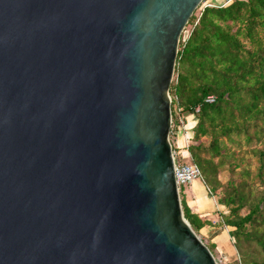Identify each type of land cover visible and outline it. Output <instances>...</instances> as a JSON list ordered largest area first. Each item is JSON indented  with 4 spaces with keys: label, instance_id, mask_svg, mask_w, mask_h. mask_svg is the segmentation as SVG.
Masks as SVG:
<instances>
[{
    "label": "water",
    "instance_id": "obj_1",
    "mask_svg": "<svg viewBox=\"0 0 264 264\" xmlns=\"http://www.w3.org/2000/svg\"><path fill=\"white\" fill-rule=\"evenodd\" d=\"M202 0H0V264H217L169 129Z\"/></svg>",
    "mask_w": 264,
    "mask_h": 264
},
{
    "label": "trees",
    "instance_id": "obj_2",
    "mask_svg": "<svg viewBox=\"0 0 264 264\" xmlns=\"http://www.w3.org/2000/svg\"><path fill=\"white\" fill-rule=\"evenodd\" d=\"M187 24L186 37L178 40L168 89L172 132L179 133L188 117L194 118L185 149L199 167L207 193L225 207L215 223L231 227L228 234L237 264H264V144L252 149L255 181H246L244 169L235 181L223 182L218 176L223 159H241L236 155L240 136L245 144L252 140L248 126L253 127L255 140L264 131V0L203 6ZM208 94L214 96L210 103L203 101ZM171 147L177 149L173 143ZM180 204L196 234L211 224L191 213L182 198ZM204 243L212 253L213 243Z\"/></svg>",
    "mask_w": 264,
    "mask_h": 264
},
{
    "label": "crops",
    "instance_id": "obj_3",
    "mask_svg": "<svg viewBox=\"0 0 264 264\" xmlns=\"http://www.w3.org/2000/svg\"><path fill=\"white\" fill-rule=\"evenodd\" d=\"M191 123L192 120L190 121L188 117L187 127H185L183 135L180 134V136H176L174 140L177 152L181 158L184 156L182 151H180L184 148V141L185 139L188 140L192 135V130L189 128ZM186 153L189 158L187 150ZM182 199L191 213H195L201 219H206L211 223L210 225H204L198 229L197 233L199 237L204 242L213 243L217 256L224 260L234 259L236 251L228 234V230L231 229V227L221 226L215 223L219 220L218 212L224 211V206L218 204L214 196L206 192V188L202 181H197V179L186 186Z\"/></svg>",
    "mask_w": 264,
    "mask_h": 264
},
{
    "label": "rangeland",
    "instance_id": "obj_4",
    "mask_svg": "<svg viewBox=\"0 0 264 264\" xmlns=\"http://www.w3.org/2000/svg\"><path fill=\"white\" fill-rule=\"evenodd\" d=\"M209 1H211V2L219 1L220 2L221 0H204L203 3H208ZM202 5L200 4L195 9L194 13L196 15L198 14V10ZM189 27H190V25L186 23V25L183 28V31L181 33L182 38L186 37L188 30H189ZM192 120H194V118ZM180 128L181 129H180L179 133L175 132V133H172L169 135V141L171 144L172 143L174 144L173 141L175 140L176 136H180L181 133H184L185 126L182 125ZM247 128H248V133L252 136V140L250 143L245 144L242 137L240 136L239 142H240L241 148H240L239 152H236V155H237V157L240 156L241 159H230V157L223 159L222 166L220 167V173L218 175L219 179L223 182H225L228 179H232L234 181L238 180L239 178L242 177L240 175V172L243 171V169H244V171H247V176L246 177L244 176L247 182H251L252 180L253 181L256 180L255 179V172H256L257 161H256V157L253 155L252 149L261 147L264 144V131L262 132L260 139L255 140L254 134L252 133L253 127L248 126ZM185 142H186V139H185L184 143ZM232 148H234L233 144H231V149ZM180 151H182V153L184 155L182 159L185 161H189L190 158H188L186 150L183 148ZM199 180L200 179H197V181H199ZM256 183H257V181H256ZM186 186L187 185H185V184L179 185V188H178L179 198H182L183 192H184ZM224 188L227 189V187H224ZM214 199L216 200V196H214ZM224 211H225V207H224ZM244 211H245V209L242 208L241 213H243ZM230 240L232 242L231 238H230ZM212 254H213L214 258L216 259L217 264H237V262H238L237 253L234 256L235 258L231 259V260H224L221 257L217 256L214 248L212 249Z\"/></svg>",
    "mask_w": 264,
    "mask_h": 264
},
{
    "label": "built area",
    "instance_id": "obj_5",
    "mask_svg": "<svg viewBox=\"0 0 264 264\" xmlns=\"http://www.w3.org/2000/svg\"><path fill=\"white\" fill-rule=\"evenodd\" d=\"M203 1L204 0H202L200 3L201 5L203 4L201 7L207 5L223 6L228 2H230L231 0H221L219 3H215L211 1H209L208 3H203ZM213 100H214V96L211 94L206 95L203 99V101L206 103H210ZM197 109L198 108L196 107L195 111H197ZM179 122L182 123L181 119H179ZM172 133L173 132H172V124H171L169 129V135ZM181 134L183 135V133ZM188 140H186V142L184 143V148L187 146ZM172 156H173V167H174V179L177 189L179 188V185H183V184L188 185L195 179L201 180L200 169L194 162L191 161V159H189V161L183 160L181 157H179L177 149H172ZM206 192H208L207 189Z\"/></svg>",
    "mask_w": 264,
    "mask_h": 264
}]
</instances>
